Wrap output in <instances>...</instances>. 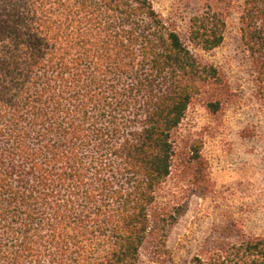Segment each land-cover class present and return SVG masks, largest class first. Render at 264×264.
I'll list each match as a JSON object with an SVG mask.
<instances>
[{"label":"trees","instance_id":"1","mask_svg":"<svg viewBox=\"0 0 264 264\" xmlns=\"http://www.w3.org/2000/svg\"><path fill=\"white\" fill-rule=\"evenodd\" d=\"M155 0H0V264H140L164 258L180 205L166 182L197 173L202 142L184 133L196 101L231 97ZM240 41L264 101V0H205L188 39ZM189 264H264V234L241 231Z\"/></svg>","mask_w":264,"mask_h":264},{"label":"rangeland","instance_id":"2","mask_svg":"<svg viewBox=\"0 0 264 264\" xmlns=\"http://www.w3.org/2000/svg\"><path fill=\"white\" fill-rule=\"evenodd\" d=\"M205 0H155V8L180 33L192 52L224 73L231 97L211 114L196 101L187 111L184 133L202 142L206 166L197 173L177 167L166 187L180 205L165 231L164 258L142 250L140 264H189L202 251L237 235L264 234V101L256 94L249 58L240 41L237 8L227 18L223 42L205 51L188 39L190 18Z\"/></svg>","mask_w":264,"mask_h":264}]
</instances>
